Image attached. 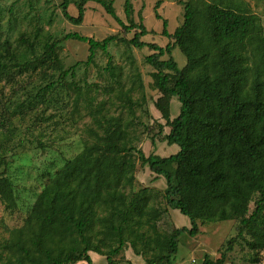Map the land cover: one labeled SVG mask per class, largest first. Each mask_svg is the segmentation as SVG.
<instances>
[{
    "label": "trees",
    "instance_id": "trees-1",
    "mask_svg": "<svg viewBox=\"0 0 264 264\" xmlns=\"http://www.w3.org/2000/svg\"><path fill=\"white\" fill-rule=\"evenodd\" d=\"M60 1L62 16L71 24H81L86 3L95 2L124 33L135 30L125 43L149 50L145 61L154 70L152 87L160 94L154 108L169 128L163 141L179 150L167 157L145 156L133 145L137 138L133 141L130 120L104 115L102 101L93 108L84 92L81 108L94 121L87 131L90 138L42 187L23 225L0 242V264H93L91 252L114 264L113 258L127 245L147 264H174L181 235L193 238L199 225L225 221L237 223L236 236L218 259L205 256L200 264H223L238 238L257 262L264 251V33L258 17L242 0L180 1L181 25L169 34L162 20L161 34L171 41L162 48L141 41L148 31L131 19V0L123 4L127 24L117 17L112 0H77L76 17L67 12L70 0ZM155 18L161 19L157 13ZM2 19L0 8V84L30 74L48 80L28 101L30 111L48 102L49 93L50 103L55 102L54 92L71 87L76 69L93 64L97 52L107 56L106 68L118 77L108 53L116 35L101 41L75 32L54 38L36 28L32 36L10 40ZM68 40L87 44L88 55L84 62L65 68L59 50ZM175 48L186 59L181 69L171 55ZM132 77V86L118 98L133 118L136 102L130 93L142 88V82L136 70ZM173 97L180 108L171 118ZM72 107L77 109V99ZM136 160L148 167L155 181L164 179L163 191L143 187L125 192L135 182ZM156 193L166 209L188 218L189 228L159 230L164 210L150 203ZM0 201L7 209L15 208L13 185L2 173Z\"/></svg>",
    "mask_w": 264,
    "mask_h": 264
},
{
    "label": "rangeland",
    "instance_id": "rangeland-1",
    "mask_svg": "<svg viewBox=\"0 0 264 264\" xmlns=\"http://www.w3.org/2000/svg\"><path fill=\"white\" fill-rule=\"evenodd\" d=\"M70 0L67 8L69 15L76 17L77 9ZM117 17L127 24L124 15V0H112ZM185 0H131V19L135 24H142L148 34L141 38L144 43H153L165 47L170 41L161 34L162 20L167 22V32L172 34L183 21ZM252 14L260 21L264 33V0H242ZM60 0H0L2 10V29L6 37L16 40L21 34L33 35L36 28L54 38L67 33H78L81 36L101 41L108 36H117V40L108 47L111 56L113 78L107 69V56L97 52L94 63L80 65L76 69L71 87L58 88L53 97L55 102L37 104L35 111L27 108L28 101L36 91L48 83L36 74L17 78L13 84H0V173L9 178L15 194V208L7 209L0 201V242L9 238L12 229L21 227L42 187L64 164L72 158L89 140L88 128L94 127L92 116L88 110L81 108L83 93L92 98V107L103 103V114L130 120V133L133 144L145 156L155 154L167 157L176 153V145H166L164 135L169 128L164 126L160 113L154 108L155 100L160 96L152 87L151 73L153 68L146 63L145 57L150 54L147 47L137 49L125 42L132 38L134 31L124 33L121 26L112 19L101 5L88 2L85 5L84 17L79 25H74L63 18ZM155 13L160 20L155 18ZM124 41L121 42L120 40ZM85 43L68 40L61 44L59 55L63 66L68 68L76 62H84L88 55ZM179 69L186 64L184 55L178 48L171 52ZM167 55L161 57L166 60ZM135 70L140 76L142 88H135L130 97L136 102L133 118L123 109V100L118 96L124 94L132 85ZM122 85V87H121ZM77 99V109L72 102ZM180 103L176 97L170 102V115L174 118L179 113ZM153 139V144H151ZM135 156V155H134ZM136 157V156H135ZM135 182L126 187L125 192L137 191L150 187L158 191L165 188L164 179L150 173L147 166L141 167L136 160ZM151 205L164 210L157 226L161 232L169 233L175 228L190 227L187 217L177 210L166 209L161 194L151 198ZM253 205L250 204L251 210ZM199 234L193 238L186 234L179 237L178 249L173 256L174 264H200L205 256L215 261L226 248L229 239L237 234V223L225 221L221 223L199 225ZM93 264H107L105 256L89 253ZM257 262L245 241L238 238L231 251L226 254L223 264H264V251L259 253ZM114 264H147L144 259L133 254L129 245L114 258ZM77 264H85L79 262Z\"/></svg>",
    "mask_w": 264,
    "mask_h": 264
},
{
    "label": "crops",
    "instance_id": "crops-1",
    "mask_svg": "<svg viewBox=\"0 0 264 264\" xmlns=\"http://www.w3.org/2000/svg\"><path fill=\"white\" fill-rule=\"evenodd\" d=\"M151 173V172H150Z\"/></svg>",
    "mask_w": 264,
    "mask_h": 264
}]
</instances>
